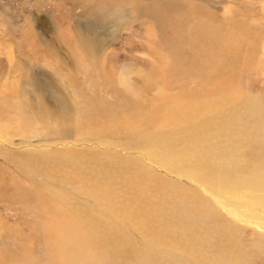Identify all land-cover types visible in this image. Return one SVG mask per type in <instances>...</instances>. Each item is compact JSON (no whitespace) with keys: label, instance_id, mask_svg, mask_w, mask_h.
Here are the masks:
<instances>
[{"label":"bare ground","instance_id":"bare-ground-1","mask_svg":"<svg viewBox=\"0 0 264 264\" xmlns=\"http://www.w3.org/2000/svg\"><path fill=\"white\" fill-rule=\"evenodd\" d=\"M228 1L231 3L229 12H232V17L227 14L228 20L226 18L220 25H215L218 17L206 13L211 8L215 9L211 4L213 0L208 5L192 2L194 7L200 8L201 16H204L203 20L195 19L197 15L194 13L192 21L185 17L188 11L180 10V5L173 0L170 4L153 0L157 18L164 26L169 24L178 37L183 34L181 29L186 30L190 24L191 36L178 39L189 50L183 53L179 65L172 68L173 73L169 75L175 74V69L179 76L189 77L188 80L191 76L200 78L197 75L200 71L193 67L205 68L209 74L202 79L207 84H201L200 87L202 89L206 86L209 92L206 95L199 93L198 88V92L192 96L184 94L180 99L172 98L173 101L165 104L158 114L155 107H152L154 104L150 106L148 114L147 104L141 103L140 99V103L132 102L131 107L125 111V117L121 118L114 112L108 113L107 119L113 122L111 124L114 127L106 135L127 137L125 139L129 141L118 144L100 138L93 145H113L116 152L128 143L125 147L130 152H137L142 160L130 156L119 159L113 152L106 150L101 154L80 153V158L88 161L80 168H71L64 165L70 161L67 153L80 151L71 145L55 154L50 148L33 152L20 151L23 148L12 150V139L4 136L10 134L9 130L18 131L15 135L19 137L38 132L44 136L42 141L47 142L44 144L52 146L57 143L53 139L58 137L63 138V142L72 143L75 139L83 142L85 136L82 134L104 133L108 125H90L83 132L75 129L71 133L70 126H66V119L55 121L59 109L53 108L52 100L60 109L67 106L64 91L58 87L60 83L65 85L69 81L60 73H57L61 76L58 82L57 79L47 78L48 75L44 78L28 76L27 68L24 67L11 80L13 86L4 84L3 89L10 93L0 91V99L11 98L12 102L20 103L21 114L23 112L22 115L28 116L30 120L20 124L18 120H11L9 115H5L8 118L0 122V160L10 155L22 157L30 153L40 154L31 156V159L38 164V172L45 181L41 183L23 175L33 195L36 196V191L44 186L36 202H31L33 206L30 209L33 210V216L38 217L35 229L40 231L46 223L55 239L53 253L56 257L52 259H60L63 264H233L242 263L250 255L240 238L237 223L250 224L264 230V99L248 88L243 94L244 86L236 88L244 72L252 69L247 58L242 60V64L230 67L218 75L215 83L211 84L209 78L216 74L213 67L218 66L220 60L233 57L241 46H246V38L252 35L255 28L248 20L258 15V10L264 7V0H259V7L254 5L258 0ZM167 13L172 15L168 23H165ZM261 16L264 18V14ZM204 18H212L216 22L215 26H208ZM228 25L232 30L226 29ZM260 34L256 32L257 38ZM81 36L84 37V34L77 38L85 56H93L103 48L97 37L87 34L84 38ZM209 51H212L215 59L212 64L204 59ZM240 57L235 56L233 60ZM66 59L69 63L70 59ZM8 60H12L10 53ZM61 60L62 66L66 68L67 61ZM49 76L52 77L51 74ZM6 79L3 81L7 82ZM134 85L132 81L126 83V87L134 89L136 97L141 91H137ZM164 95L161 96L165 98ZM33 120L43 122L34 124ZM70 120L73 125L83 121L79 117ZM16 124L22 125L21 131L14 128ZM38 124L53 127L59 125L54 129L41 127L38 130ZM64 130L67 133L60 136ZM71 136H74L73 139H69ZM154 168L159 172H155ZM3 181H6L5 178L0 177V197H4L5 192ZM66 185L96 203L89 207L77 203L63 189ZM60 224L64 227L57 234ZM5 228L4 222L0 223V231ZM13 231V228L8 229L9 234ZM25 239L26 242L20 241L21 247L30 244L29 239L32 241L30 237ZM255 247L257 245L248 249L253 250ZM12 253L7 250L4 253L0 248V255ZM13 254L17 257H11L12 260L26 256L27 250ZM16 260L14 264H25ZM27 261H34V257H27Z\"/></svg>","mask_w":264,"mask_h":264},{"label":"rangeland","instance_id":"rangeland-1","mask_svg":"<svg viewBox=\"0 0 264 264\" xmlns=\"http://www.w3.org/2000/svg\"><path fill=\"white\" fill-rule=\"evenodd\" d=\"M161 1L170 4L172 0ZM173 1L180 5V10L188 11L185 13L187 15L185 17L188 18V21L193 20L191 19L192 14L197 15L195 19H202L204 17L201 16L202 12L200 8L194 7L193 3L208 5L212 2V0ZM213 1L214 2L211 4L216 10L211 8L209 12L206 11V13L215 14L216 18L218 17V23L215 24L216 22H213L212 18H204L205 20L207 19L209 25L208 23L206 24L208 26L214 24L220 25V23L228 17L227 14L232 17V12H229L231 3L228 0L229 4L225 0ZM153 3V0H0L1 93H10L8 90H4L3 87L5 85L13 86L11 80L14 79L16 73L19 72L21 68H27L26 74L28 76L34 75L44 78V76L48 75L46 76L47 78L57 79L58 82H60L58 79H60L61 76L57 73H60L69 81L65 85L60 83L61 86L58 87V89L64 91L63 93L66 96L67 106L60 109V107L55 106L52 100L53 108L59 109L55 121L62 122L63 119H66V126L67 128L70 126L69 131L71 133H74L75 129L83 132L90 125H108L104 133L102 131L97 132L95 135H89V133L87 135L82 134L81 136H85L83 142L80 139H75L72 143L70 141L63 142V138L58 137L53 139V141L57 143H53L52 146L44 144L47 142L42 141L44 136L38 134V132H32L33 134L28 133V136L25 135V137L21 135L20 138L15 135L18 131L9 130L10 134H5L4 136H8L10 140L12 139L11 143H14L12 150L23 148V150L20 151L33 152L50 148L51 151H55V154L63 150V147L67 148L71 145L72 148H76L75 150H80L77 151V153L74 151L67 153L71 162L67 161L64 165L71 168H80L82 164L88 161L80 158V153L88 154L90 152H96L101 154L108 150L113 152L119 159L127 156L140 157L137 152H130L128 148L125 147L129 145L128 143L121 146L119 150H116L117 153L114 152L115 148H112L114 147L113 145H105L104 147L94 146L100 138L104 140L109 139L111 143L118 144L129 141L125 139L127 137L106 135L107 132L114 127V125L111 124L113 122L107 119L109 112H114L121 118L125 117V111L131 107V104H133L132 102L140 99L141 103L145 102L147 104L148 114L150 112V106L153 104L152 107H155L158 114L160 112L159 110L164 109V105L168 104L169 101L172 102L175 98L180 99L184 94L192 96L198 92L196 91L198 88L200 89L199 93L202 92V94H207L206 92L208 90L205 88L206 86L202 89L200 87L201 84H207L204 83L205 79H202V77L208 76L209 74L208 71H205V68L193 67L197 71H200L197 74L200 78L191 76L188 80L187 78L189 77L179 76L180 74L178 73V75L175 69V74L169 75V73H173L171 72L172 68L179 65V60L183 53L189 50V47L185 46L184 43H180L178 39H187L191 36L190 24L187 26L186 30L181 29L180 32L183 34L181 37L179 36V38L175 30H173L169 24L164 26L162 21L157 18L154 12L157 11V8L155 3ZM258 3L260 4L259 0L254 5L259 7V5H257ZM262 4H264V1ZM262 9H264V7ZM262 9H260L261 11L258 10L259 16L255 14L256 16L254 15L253 20H248L251 26H255V28L251 33L252 35H248L249 37L247 36L246 46H241L238 52L233 56L241 57L235 61L233 57L220 60L218 66L213 67L216 74L209 78L211 84L217 81L216 77L218 75L230 67L242 64V60L247 58L249 60V66L252 67V69L244 72L241 80L237 81L236 88L244 86L245 88L242 90L243 94L247 91L246 88H248L252 93H259L264 99V18L261 16L264 12H262ZM170 10L172 9L170 8ZM223 14L226 15L224 16ZM171 15L170 13L166 14L165 23H168V18H170ZM231 25L233 26V23ZM230 27L231 26L228 25L226 29H230ZM38 31H40V33H38ZM256 32L261 33V36L259 35L257 38ZM82 34H84V37L86 34L95 38L97 37L99 42L103 45V48L93 56H85L83 47L77 38L78 35ZM40 37L44 39L42 40ZM244 41L245 40H243V42ZM55 52L57 54H55ZM9 53L12 57L11 62L8 60ZM66 58L70 59L69 63ZM61 59L67 61L68 66H66V68L62 66ZM204 59L207 63L212 64L215 61L212 57V51H209L207 57H204ZM186 64L190 66L187 60ZM52 72L55 73L52 74ZM50 74L52 77L49 76ZM176 75L178 77H176ZM5 77L7 78V82L3 81ZM127 81H132L136 85L135 89H137V91L140 90L141 93L142 91L144 92L142 95L141 93L140 95L138 94V99V96L135 97L133 94L134 89L126 87ZM193 87L195 88L190 89ZM158 95H160V97ZM161 95H164L165 98ZM13 97L14 96H12V98ZM140 101L138 102L140 103ZM15 103L17 102H12L11 98L0 99V122H4L3 120L8 118L5 117V115H9L11 120H18L17 122L20 124L25 120H30L28 116L22 115L23 112L21 114L20 103L14 106ZM6 108H8V111ZM76 117L82 118L83 121L73 125L70 119H75ZM42 122V120L34 121V124H41ZM58 125L59 124L53 127L41 126L38 124V130H40L41 127L54 129ZM21 127L22 125L18 124L14 126V128H18L19 130ZM66 133L67 131L64 130V133L60 136ZM12 134H14V136ZM73 137L74 136H71L69 139H73ZM93 143L95 144L93 145ZM61 145L62 147H60ZM0 146H2V144H0ZM92 146L95 148L91 149ZM138 148L140 149V147ZM63 154L65 153H62V155ZM38 155L40 154L30 153L22 157L10 155L4 156L0 160V177H4L6 180L5 182L3 181L2 184L5 186V192H3L4 197H0V223L4 222L6 226L5 230L0 231V248L4 253L5 250L13 251V253L27 250L26 256L16 258L18 261L24 262L25 264H40L46 263L47 261H49L50 264H63L60 259L51 258L56 257V254L53 253V243L55 239L50 234L46 223L42 225L40 231L35 229L38 217L33 216V210L30 209L33 206L31 202H36V198L41 195L39 191L43 190L44 186L41 190L36 191V196L33 195V193L28 190V181L24 178L23 174L41 183L45 181L38 172V164L31 159V156ZM140 158L142 160V157ZM154 171L157 173L159 172L156 168H154ZM84 174H86V172H84ZM47 182L49 183L50 181ZM56 188L58 189L61 187L56 186ZM63 189L68 192L69 196L75 198L77 203L83 204L86 207L96 203L90 197L85 195L81 196L78 190L70 188L67 185L63 187ZM42 192L44 193V191ZM77 199L80 200L77 201ZM44 221L47 220L44 219ZM59 221L62 220L59 219ZM237 224L240 231V238L244 246L247 247V252L250 253V255L245 257L242 263L235 262L233 264H264V230L257 229L250 224L247 225L240 222ZM63 227V224L57 227V234L63 230ZM9 228L14 229L13 233L9 234ZM34 235L36 236L34 237ZM26 237H30L32 241L29 239L30 244H24V246L21 247V242L27 241V239H25ZM39 240L42 241L39 242ZM253 245H257V247L253 250L248 249V247ZM258 245L262 246V248ZM13 253L12 255H4L6 259L4 260L6 262L3 261L4 256L1 254L0 257L3 256V258L0 262L14 264L13 262L16 259L12 260L11 257L17 256ZM29 256H33L34 261H27V257ZM62 256H64V253H62Z\"/></svg>","mask_w":264,"mask_h":264}]
</instances>
